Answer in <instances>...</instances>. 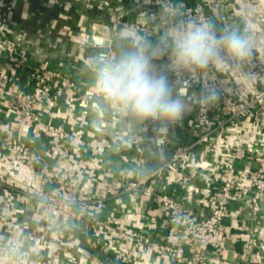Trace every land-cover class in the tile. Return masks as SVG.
<instances>
[{
    "label": "built area",
    "instance_id": "1",
    "mask_svg": "<svg viewBox=\"0 0 264 264\" xmlns=\"http://www.w3.org/2000/svg\"><path fill=\"white\" fill-rule=\"evenodd\" d=\"M162 1L178 9L184 18L212 19L218 28L245 29L234 0ZM22 39L25 44L24 35L0 13V58H7L0 65V111H11L17 122V133L9 136L2 130L6 118L0 115V162L6 157L9 163L6 173L0 171V264L3 259H8L7 264H104L102 256H120L129 264H137L142 258L157 264H212L211 256H223L226 264H240L242 258L225 256L231 205L248 206L246 216L253 219L264 204V67L258 54L254 51L240 69L241 78L253 84L250 94L234 82V70L210 68L201 73L199 94L205 83L212 82L221 90L220 100L208 109L199 104L183 125L182 132L188 135L182 139L183 144L177 145L167 160L146 171L144 155L155 151L152 144L129 132L127 112L104 99L94 82L79 87L73 74L52 66L50 52L38 47L29 54ZM59 56V66H78V60ZM25 68L29 69V88L15 83V71ZM70 103L75 108L68 116ZM68 117L74 120L72 125ZM37 126L50 143L46 154H54L57 149L58 155L67 160L78 146L76 138L82 141L79 148H84L80 132L110 140L123 160L119 166L121 192L130 197V202L144 196L158 208L156 213L146 207L141 210V221L148 232L133 222L120 221L124 212L136 210L127 202L109 204L106 201L112 196L107 193L85 199L75 196V173L60 170L57 161L44 162L22 141L23 132L32 133ZM196 151L206 156L195 169L202 187L201 203L206 207L205 216L200 217L190 216L175 189L165 188L183 183L185 175L179 162ZM243 158L253 162L252 167L239 166L237 162ZM91 160L85 182L98 181L89 168ZM21 175L27 180L26 187L19 185ZM110 184L108 181L106 188ZM28 206L38 213L39 220L34 223L38 235L28 234L19 217ZM53 223L59 224L60 236L49 232ZM157 229L167 230L169 235L151 234ZM249 232L243 253L256 255L253 264H264V241L258 233ZM190 242L194 247L187 251L185 245Z\"/></svg>",
    "mask_w": 264,
    "mask_h": 264
},
{
    "label": "crops",
    "instance_id": "2",
    "mask_svg": "<svg viewBox=\"0 0 264 264\" xmlns=\"http://www.w3.org/2000/svg\"><path fill=\"white\" fill-rule=\"evenodd\" d=\"M29 1L34 5L36 3L34 0H0V13L5 15L14 26V29L17 33H21L24 35L25 38V44L28 46L27 51L30 54V52L37 51L36 48H41L43 51L50 52L48 50H53L50 52V60L55 62L56 68H59L61 70H64V68H61V66L58 65L56 62L57 59L62 58L59 55H64L60 49L59 46H61V41L63 40L65 36L67 35H74L73 31H77L80 28H85L86 25L91 21L92 19L91 14H89L91 11L92 4L94 2H91V0H71L76 3H81L82 6H80V13L78 20H73V24L65 25V30L61 31L59 29V26L55 29V25H50L46 21V19L53 17H61V14L51 12L48 13L49 10H45V6L37 7L38 10V18L39 20H36L37 22L34 23L33 17H31L30 14H28L26 11H28V8H26L27 4H29ZM49 0H47L48 2ZM64 1H70V0H64ZM96 2L100 1L103 3L102 0H94ZM114 1V0H113ZM206 2V0H203ZM26 2V3H25ZM95 2V3H96ZM104 4H106V1H104ZM235 9L238 18L240 19L241 24L244 26L245 29L250 31L255 39L256 42V49L255 52L258 54L259 58L262 60V64L264 67V0H234ZM15 5H21V7L24 8V10L16 9ZM32 5V6H33ZM80 5V4H79ZM67 4L65 5V7ZM35 7H33L34 9ZM75 8V7H74ZM19 10V11H18ZM71 10L70 6L67 12ZM101 10V9H100ZM165 10H171V7L167 6L162 0H127L125 3L118 6V9L115 10V15H106V16H112V17H121L124 15L127 17V19H134V17H145L147 19L146 23L144 25L149 26V32L151 36H153L157 41L159 37L162 35V33L165 31V29L169 26V20L166 18L162 13ZM51 11V10H50ZM95 15H102L103 11H97V14ZM15 16V19H14ZM105 16V17H106ZM16 19L18 20L16 22ZM67 19H70L69 17ZM60 20V19H59ZM66 21V20H65ZM93 21V20H92ZM96 22H101L98 20H94ZM56 31V34L53 35V32ZM65 31L68 32L65 36ZM23 40V39H22ZM29 42V43H28ZM60 43V44H59ZM24 44V40H23ZM24 44V45H25ZM33 44V45H32ZM64 44V43H63ZM33 47V48H32ZM60 57V58H59ZM65 59V57H63ZM7 61V58L4 56H1L0 58V65H2L4 62ZM78 67H80L82 74L84 77L91 76L92 83L94 82V74H95V67L91 65H87L86 63L78 62ZM15 72H20L22 75H15V83L19 85L20 87H27L29 88V69H17ZM231 76L234 78V82L240 87V89L245 92L246 94H250L254 91L253 84L249 81H245L241 78L240 75V69H235ZM76 79V77L74 76ZM58 105L61 106L58 102ZM74 104L70 103L69 110H68V116L69 114L73 113ZM75 108V107H74ZM59 112L63 113L64 111L59 108ZM0 115L3 114V116L6 118L4 125H2L3 133L7 134L9 136L15 135L17 133V122L14 119L13 113L10 111L7 113L6 110H1ZM62 117H66L64 114L61 115ZM128 116V123H127V129L130 133L134 134L135 137L140 139L142 142H150V135L148 131H146V126L144 120H141L134 115H132L130 112H127ZM68 122L70 125L74 122V120L70 117H68ZM79 123V122H78ZM88 125H90L88 123ZM67 126V125H66ZM69 127V126H67ZM90 126H88L89 128ZM68 129V128H67ZM69 130V129H68ZM88 131H92L88 129ZM40 127H36L34 132L28 133L23 132V135L25 136L22 141L30 145L35 153L40 157L42 156V160L48 164H54L56 161L58 162V166L60 170H71L75 173L76 178L74 182L72 183L73 188L75 189V196H78L79 199H85L94 197L97 194L100 193H107L109 196H112L110 199H108L107 203L117 202L119 205L125 204L127 202V206H130L132 209H136L135 211L130 212H124L121 216V222H133L134 225L139 226L143 229L145 233L148 231L144 228V224L141 221L142 209L144 207L147 208V211L150 213H156L158 208L153 203L146 199V197L142 196L140 198H133L130 202V197L125 195L120 190V178H119V166L120 163L123 161L122 157L120 156V153H118L115 149H113V143L102 137L95 134H91L88 132V134H85V132H80V136L83 135L82 139L84 140V148H79V144H81V139L76 138L74 143L78 144V148H74L73 151H70V157L69 159H63L58 155L57 149H55L54 154H46L47 148L50 146V143L48 140L42 136L40 133ZM181 138L186 139L187 133L186 131H181ZM154 148V147H153ZM154 154H151V152H147L146 155H144L145 158V169L146 171H150L154 168H156L160 163L161 160L159 158V154L157 150L154 148ZM14 150L12 148V154H14ZM128 153H131V151H128ZM11 154V155H12ZM13 156V155H12ZM89 168L93 172L94 175L98 176L97 180L95 181L93 179L84 181V177H88V160H90ZM41 162V159L39 160ZM239 166H248L252 167L253 162L247 160L246 158H243L239 160L238 162ZM9 163H7L6 157L0 162V171L2 173H6L9 169ZM199 165L195 166L194 168V183H190L184 179L183 183L176 187H165L167 191L175 189V191L179 194L181 201L183 203L185 211L190 215L194 217H200L205 216L206 207L201 203L202 195H199V191L202 190L201 182L198 177L199 173L198 170H195L198 168ZM249 169V168H247ZM250 170V169H249ZM24 175V174H23ZM21 175V177H18L19 185L21 187L27 186V180L25 177ZM249 179V178H248ZM110 181L111 184L106 188L105 184ZM213 186H216L215 183H213ZM7 191H4V194ZM9 193V192H8ZM114 197V198H113ZM263 204V203H262ZM133 206V207H132ZM28 210L24 212L23 215H19L20 218L23 219V222L26 226V232L32 235H38L40 231L35 226V222L39 220L38 213H36L35 210L31 209L30 206L27 207ZM249 212L248 206H242L239 203H234L231 205L230 210V220H227L228 223V229L230 231V238L228 241V252L225 256L229 254H233L235 256V259H241L240 264H253V260L256 259V255H253L252 257H248L243 253L244 245L246 244L247 237L250 235L249 231H253L254 233H258L261 235L262 241H264V204L262 206V210L260 213L253 219H248L246 215ZM0 217H1V208H0ZM43 220V219H42ZM45 222V220H43ZM53 226L50 228L49 232H54L60 236L61 228L57 225L59 224H52ZM150 232V230H149ZM156 232L157 234H160L161 236H167L168 231L164 229H157L155 231H151V234ZM187 247V251H190L193 249L194 244L192 242L187 243L185 245ZM95 248V245L92 246V249ZM98 251V250H97ZM99 252V251H98ZM101 254V253H100ZM102 256V255H101ZM105 263L104 264H129L123 257L120 256H109L103 257ZM5 260L3 259L2 264H7ZM210 261L212 264H226L224 257H214L211 256ZM137 264H157V263H149L145 259H139V262ZM164 264H170L168 262Z\"/></svg>",
    "mask_w": 264,
    "mask_h": 264
},
{
    "label": "clouds",
    "instance_id": "3",
    "mask_svg": "<svg viewBox=\"0 0 264 264\" xmlns=\"http://www.w3.org/2000/svg\"><path fill=\"white\" fill-rule=\"evenodd\" d=\"M169 26L157 43L142 42L124 52L117 60L95 65L94 86L108 102L141 120L177 123L192 107V99L175 93L169 71H162L157 61L168 58L175 73H200L241 69L256 49L255 39L247 29L218 28L212 19L184 18L178 9L165 10ZM221 97L220 88L205 83L198 103L205 109Z\"/></svg>",
    "mask_w": 264,
    "mask_h": 264
},
{
    "label": "flooded vegetation",
    "instance_id": "4",
    "mask_svg": "<svg viewBox=\"0 0 264 264\" xmlns=\"http://www.w3.org/2000/svg\"><path fill=\"white\" fill-rule=\"evenodd\" d=\"M135 18L130 20L126 18H120V17H112V16H106L105 20L103 22L108 23L112 25L113 27V36L111 38V43L108 45L106 49L102 46H96L94 48H91L89 46L83 45V50L80 48H76L73 54L70 53L71 51V45H64L65 41H61V46H59V49L63 51L62 53L66 55L67 57L74 58L78 60L79 62L91 64L92 61H94L93 57L96 53H104L106 56V63L113 62L117 60L124 52H126V49H132L141 44L142 42H149L155 44L156 42L153 41L152 38H150V30L149 26L146 25H139L135 26L134 32H132L130 24L135 23ZM84 28H80L77 31H73L74 35H70L68 32L65 31L64 36L68 33L69 35L65 36L63 40L69 38L70 42L75 41L78 43L82 42V30ZM153 37V36H152ZM159 40V39H158ZM126 42L127 45H126ZM64 43V44H63ZM157 65L162 71H169L170 73V83H174L175 81H184V82H190L191 87H187V92L185 95L187 97H190L192 99V107L189 111H187L182 118L181 121L174 123V132L176 136L181 138V131L183 128V125L185 122L190 119L196 112L199 103H198V96H199V84L201 79V73L196 77L193 78L189 73H175L171 72L168 65L169 61L167 57L162 58L161 60L157 61ZM197 104V108L194 109L193 105ZM146 123V120H144ZM146 131H148L150 137L153 135V133L150 131L148 127H146Z\"/></svg>",
    "mask_w": 264,
    "mask_h": 264
},
{
    "label": "water",
    "instance_id": "5",
    "mask_svg": "<svg viewBox=\"0 0 264 264\" xmlns=\"http://www.w3.org/2000/svg\"><path fill=\"white\" fill-rule=\"evenodd\" d=\"M146 21L147 19L145 17H136L135 23L129 25L132 29V32H134L133 28L135 26L144 25ZM82 33L83 36L81 43L75 41L70 42L69 38L65 40V46L68 44L71 45V54L74 53L77 47L83 50V45L89 46L91 48L102 46L104 49H106L111 43L113 27L112 25L105 22H96L91 20L82 30ZM105 56L106 55L104 53H96L93 57L94 61H92V66L95 67L97 62L106 63ZM171 84L173 86L174 92L181 94H185L187 92V87H191L190 82L184 81H175ZM193 108L196 109L197 104H194ZM145 126L148 127L153 133L149 139L152 146L157 150L161 161L167 160L172 154L173 149L177 145L183 144L182 138L176 136L174 132V123L171 124L161 120L147 119ZM205 161L206 156L201 154V152L196 151L194 153H190L187 159L181 160L179 162L188 182L194 183V168L197 165H202Z\"/></svg>",
    "mask_w": 264,
    "mask_h": 264
},
{
    "label": "rangeland",
    "instance_id": "6",
    "mask_svg": "<svg viewBox=\"0 0 264 264\" xmlns=\"http://www.w3.org/2000/svg\"><path fill=\"white\" fill-rule=\"evenodd\" d=\"M14 1H16V0H14ZM34 1L36 2V3H34V5L31 3V1H29V4H27V6H26V8H28V11H26V12L28 14H30L31 17H33L34 23L37 22L36 20H39L40 21V18H38V13L39 12H38V10L36 8L37 7L45 6V10L48 9L49 10V12H48L49 14L51 12H54V13L56 12L58 14H61V17H55V15H56L55 14V15H53V17L50 16L51 18L46 19L47 20L46 22L48 24L55 25V29L59 26V29L61 31H64L65 30V25H68V24L71 25V24H73V20L74 19L75 20H78V17L80 15V13H82V11L81 12L79 11L80 10V6H82V4L81 3L73 2L71 0L70 1H64V0H49L48 2H47V0H34ZM102 1H103V3L100 2V1L96 2L94 0H91V2H94V4H92V7L90 9L91 12L89 14H91V17L90 18L93 21L94 20H98V21L103 22L105 20V16L106 15H115L116 14L115 10L118 9V6L121 5V4H123V2L125 3L127 0H114V1L113 0H102ZM104 1H106V4H104ZM66 4H67V6L65 7ZM69 6H70L71 10L69 12H67L68 9H69ZM33 7H35V8L33 9ZM15 8L16 9H20V10L21 9L24 10V8L21 7V5H18V6L15 5ZM97 11H103L104 16H102V15H95V14H97ZM68 17L70 19H67ZM121 17L126 18L124 15H122ZM14 19H15V16H14ZM17 21L18 20L16 19V22ZM55 34H56V31L53 32V35H55ZM150 38H152L154 42H156V43L158 42L154 37L150 36ZM127 43L128 42H126V45H127ZM128 50H129V48L126 49V51H128ZM48 51L51 52L53 50H48ZM88 65H89V67H91V64H88ZM67 67H75V66H71V65L69 66L67 63L61 66V68H64V69L67 68ZM71 234L73 236H79L76 232H72ZM92 238L93 237L90 236V239H92Z\"/></svg>",
    "mask_w": 264,
    "mask_h": 264
},
{
    "label": "trees",
    "instance_id": "7",
    "mask_svg": "<svg viewBox=\"0 0 264 264\" xmlns=\"http://www.w3.org/2000/svg\"><path fill=\"white\" fill-rule=\"evenodd\" d=\"M51 64H52V66H55L54 65L55 62L51 61ZM73 66H75V67H67V68L64 69V71L69 72V73H72V74L75 75L76 82H77V84H78L79 87H83L85 85H88V84L92 83L91 76L84 77L83 74H82V71H81L80 67H78L77 65H73ZM16 74L18 76L19 75H22V73H20V72H15V75Z\"/></svg>",
    "mask_w": 264,
    "mask_h": 264
}]
</instances>
